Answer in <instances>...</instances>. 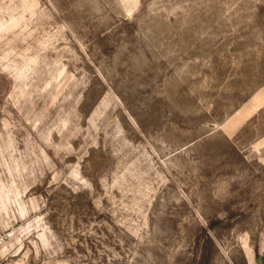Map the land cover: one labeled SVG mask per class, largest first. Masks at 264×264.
<instances>
[{
  "label": "rangeland",
  "instance_id": "rangeland-1",
  "mask_svg": "<svg viewBox=\"0 0 264 264\" xmlns=\"http://www.w3.org/2000/svg\"><path fill=\"white\" fill-rule=\"evenodd\" d=\"M264 264V0H0V264Z\"/></svg>",
  "mask_w": 264,
  "mask_h": 264
},
{
  "label": "bare ground",
  "instance_id": "bare-ground-1",
  "mask_svg": "<svg viewBox=\"0 0 264 264\" xmlns=\"http://www.w3.org/2000/svg\"><path fill=\"white\" fill-rule=\"evenodd\" d=\"M250 264H253V259L251 255H250Z\"/></svg>",
  "mask_w": 264,
  "mask_h": 264
}]
</instances>
